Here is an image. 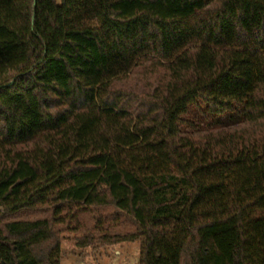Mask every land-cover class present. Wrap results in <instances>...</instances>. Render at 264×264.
<instances>
[{
	"label": "trees",
	"instance_id": "trees-1",
	"mask_svg": "<svg viewBox=\"0 0 264 264\" xmlns=\"http://www.w3.org/2000/svg\"><path fill=\"white\" fill-rule=\"evenodd\" d=\"M198 101L242 121L182 131ZM65 231L264 264V0H0V264Z\"/></svg>",
	"mask_w": 264,
	"mask_h": 264
},
{
	"label": "rangeland",
	"instance_id": "rangeland-1",
	"mask_svg": "<svg viewBox=\"0 0 264 264\" xmlns=\"http://www.w3.org/2000/svg\"><path fill=\"white\" fill-rule=\"evenodd\" d=\"M242 106L236 105L234 111L223 115L212 114L202 101L191 105L188 112L181 116L179 127L191 132L236 124L242 121ZM63 257L61 264H138L141 251L140 241L128 242L97 249L81 248L76 245L78 235L71 231L61 234Z\"/></svg>",
	"mask_w": 264,
	"mask_h": 264
}]
</instances>
